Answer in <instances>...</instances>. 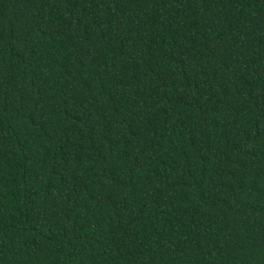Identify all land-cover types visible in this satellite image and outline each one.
<instances>
[{
	"label": "trees",
	"instance_id": "trees-1",
	"mask_svg": "<svg viewBox=\"0 0 264 264\" xmlns=\"http://www.w3.org/2000/svg\"><path fill=\"white\" fill-rule=\"evenodd\" d=\"M0 264H264V0H0Z\"/></svg>",
	"mask_w": 264,
	"mask_h": 264
}]
</instances>
